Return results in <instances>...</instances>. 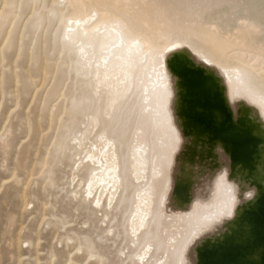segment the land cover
<instances>
[{
  "label": "rangeland",
  "instance_id": "rangeland-1",
  "mask_svg": "<svg viewBox=\"0 0 264 264\" xmlns=\"http://www.w3.org/2000/svg\"><path fill=\"white\" fill-rule=\"evenodd\" d=\"M92 11L94 21L118 20L152 51L180 43L237 70L243 84L225 76L216 85L234 130L264 115V0H0V264H198L194 252L203 247L243 242L242 216L261 180L253 183L241 161L228 173L217 128L223 114L184 92L180 114L164 123L175 124V134L153 125L155 115L132 95L108 121L63 32L69 19ZM208 119L218 138L201 126ZM102 129L122 156L123 182L98 209L80 183L92 172L84 157ZM140 132L149 160L136 179L126 155ZM147 188L152 210L138 236L131 212Z\"/></svg>",
  "mask_w": 264,
  "mask_h": 264
},
{
  "label": "bare ground",
  "instance_id": "bare-ground-1",
  "mask_svg": "<svg viewBox=\"0 0 264 264\" xmlns=\"http://www.w3.org/2000/svg\"><path fill=\"white\" fill-rule=\"evenodd\" d=\"M94 18L95 15L92 11L83 17L69 19L68 24L65 23L63 32L68 42L77 45L76 55L80 69L83 71L82 74L86 78L90 76L91 83L98 91L99 101L101 99L104 103L108 121L113 122L121 107L130 100L132 95L141 101L142 112L146 109L147 115H155L153 125L161 123L164 127V123L172 117V112L176 115L180 114L178 106L186 91L179 76L174 81L172 62L169 59L171 56L183 55L192 63L195 62V66L206 75L208 83L211 85H220L219 78L225 76H229L230 85L233 87L243 84L237 70L230 72L229 69L218 67L204 54L187 45L175 43L161 51H152L140 41L129 37L127 32H124V26L118 20L98 23L93 20ZM183 56L178 60H182ZM138 71L139 80L135 79ZM208 86L206 85V87ZM98 123L97 118H92L90 127L94 128ZM175 126V124L168 123L164 128L168 127L176 134ZM240 131H247L256 138L259 137L260 142L250 161L242 163L251 173L250 177L253 183L261 180V188L255 187V191L253 190L252 195H256L264 191V115L261 113L260 119L257 116L248 119L247 123L240 127ZM86 132L88 133L89 130ZM143 137V132H140L137 135L138 143L134 146L131 145L126 155L131 173H135L136 179L140 174L145 173L144 171L148 167L149 157L145 147L142 148ZM84 158L87 159L86 163L92 166V172L90 176L88 175L89 178L85 179V182L81 181L80 184H82L83 193H86L92 200V204L95 203L96 207L101 209L118 197L123 182L120 173L122 156L119 154L115 142L109 136L108 130L102 129L98 133L95 143L86 151ZM152 202L148 188L138 191L137 201L131 212L133 217L131 228L135 235L141 236L148 228L147 220L152 210ZM229 217L223 216V219ZM146 254L144 251L137 256L140 258Z\"/></svg>",
  "mask_w": 264,
  "mask_h": 264
},
{
  "label": "water",
  "instance_id": "water-1",
  "mask_svg": "<svg viewBox=\"0 0 264 264\" xmlns=\"http://www.w3.org/2000/svg\"><path fill=\"white\" fill-rule=\"evenodd\" d=\"M181 56L183 55H179ZM179 57L171 56L169 59L172 62L174 81L179 76L186 91L185 97L197 100L201 108L220 111L223 114L217 128L224 133L220 141L228 150V173H230L232 162L247 163L250 161L260 141L247 131L234 130L231 123L232 115L230 116L226 110L219 88L214 84H209L206 75L190 59L183 56L182 60H178ZM206 85L209 86L206 87ZM210 86L213 88L212 91L208 89ZM206 124L212 128H206ZM201 126L206 130H212L211 132L216 136L213 132V120H201ZM241 221L248 228V237L243 242L229 241L203 247L198 254L194 252L195 261L198 264H264V191L258 194L253 207L244 211ZM255 251H258V258L249 259Z\"/></svg>",
  "mask_w": 264,
  "mask_h": 264
}]
</instances>
